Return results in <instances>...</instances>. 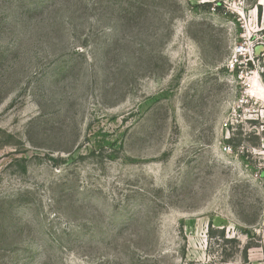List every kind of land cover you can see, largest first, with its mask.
I'll list each match as a JSON object with an SVG mask.
<instances>
[{
	"label": "rangeland",
	"instance_id": "rangeland-1",
	"mask_svg": "<svg viewBox=\"0 0 264 264\" xmlns=\"http://www.w3.org/2000/svg\"><path fill=\"white\" fill-rule=\"evenodd\" d=\"M0 264H264V0H0Z\"/></svg>",
	"mask_w": 264,
	"mask_h": 264
},
{
	"label": "built area",
	"instance_id": "built-area-1",
	"mask_svg": "<svg viewBox=\"0 0 264 264\" xmlns=\"http://www.w3.org/2000/svg\"><path fill=\"white\" fill-rule=\"evenodd\" d=\"M244 52H246V49L241 47H237L235 53L233 54L231 60L229 61L228 64V70L233 73H237L238 69L241 66V56L244 55Z\"/></svg>",
	"mask_w": 264,
	"mask_h": 264
},
{
	"label": "trees",
	"instance_id": "trees-1",
	"mask_svg": "<svg viewBox=\"0 0 264 264\" xmlns=\"http://www.w3.org/2000/svg\"><path fill=\"white\" fill-rule=\"evenodd\" d=\"M231 143H233V142H231ZM235 145H238L239 146V145H241V142L240 143H236ZM210 233H212L211 236L213 237L214 230H211ZM217 239H220V240H222V241H224L226 243H230V242L233 243V242H235L234 240H226L225 239V233H224V231L220 232V235H219V237H217ZM245 254L247 255V253H245Z\"/></svg>",
	"mask_w": 264,
	"mask_h": 264
}]
</instances>
